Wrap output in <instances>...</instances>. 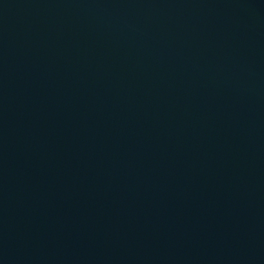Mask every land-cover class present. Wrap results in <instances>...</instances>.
Returning a JSON list of instances; mask_svg holds the SVG:
<instances>
[{
  "label": "water",
  "instance_id": "water-1",
  "mask_svg": "<svg viewBox=\"0 0 264 264\" xmlns=\"http://www.w3.org/2000/svg\"><path fill=\"white\" fill-rule=\"evenodd\" d=\"M0 264H264V0H0Z\"/></svg>",
  "mask_w": 264,
  "mask_h": 264
}]
</instances>
